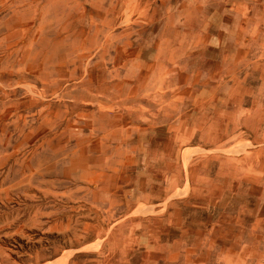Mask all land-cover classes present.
Returning <instances> with one entry per match:
<instances>
[{"label":"rangeland","instance_id":"1","mask_svg":"<svg viewBox=\"0 0 264 264\" xmlns=\"http://www.w3.org/2000/svg\"><path fill=\"white\" fill-rule=\"evenodd\" d=\"M177 2L0 0V264H264V101L209 148L157 131L218 55L153 19ZM249 56L226 92L264 94Z\"/></svg>","mask_w":264,"mask_h":264},{"label":"crops","instance_id":"2","mask_svg":"<svg viewBox=\"0 0 264 264\" xmlns=\"http://www.w3.org/2000/svg\"><path fill=\"white\" fill-rule=\"evenodd\" d=\"M259 5L263 7L264 0H178L174 9L163 13L153 8L152 14L156 15L153 19L162 14L164 20L178 22L175 29L170 23L168 34L184 37L189 46L187 52H192L194 44L199 47L205 39L207 43L201 44L200 51L218 54L211 56L206 67L195 73L186 61L181 63L179 69L184 72L178 73L177 84L182 92L174 100L175 113L167 124L157 128L158 133H166L168 140L175 143L174 148L180 146L178 141L182 138L188 140L190 148H209L210 138L225 133L226 112L233 113V132H236V124L242 125L244 118L256 109V102L264 101V94L249 91L247 83L242 85L238 80L236 92L225 89L226 53L236 57V79L239 80L242 61L253 52L264 53V42L257 44L259 38H264V10L258 9Z\"/></svg>","mask_w":264,"mask_h":264}]
</instances>
